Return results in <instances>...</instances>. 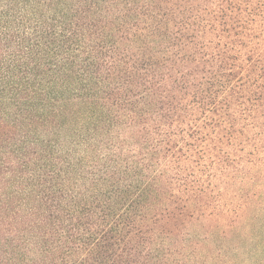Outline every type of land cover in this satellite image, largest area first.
Segmentation results:
<instances>
[{
  "label": "trees",
  "instance_id": "16d2710c",
  "mask_svg": "<svg viewBox=\"0 0 264 264\" xmlns=\"http://www.w3.org/2000/svg\"><path fill=\"white\" fill-rule=\"evenodd\" d=\"M0 264H264V0H0Z\"/></svg>",
  "mask_w": 264,
  "mask_h": 264
}]
</instances>
